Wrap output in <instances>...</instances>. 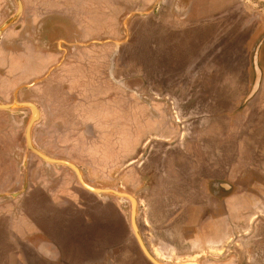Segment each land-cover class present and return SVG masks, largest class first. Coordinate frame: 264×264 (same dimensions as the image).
Listing matches in <instances>:
<instances>
[{"label":"crops","instance_id":"crops-1","mask_svg":"<svg viewBox=\"0 0 264 264\" xmlns=\"http://www.w3.org/2000/svg\"><path fill=\"white\" fill-rule=\"evenodd\" d=\"M25 1H43L53 14L66 13L79 32L88 29L97 38L108 39L82 46L64 64L65 87L53 90L54 109L48 112L54 127L47 125L45 130L63 131L58 138L62 144L71 137L83 142L78 131L67 130L77 114L76 129L92 126L103 147L115 145V189H125L135 199L137 229L149 254L161 264H264V72L260 70L255 95L239 106L250 86L247 0H192L186 13L180 10L183 0ZM182 17L188 23L195 20L193 36L201 39L192 53L189 46L176 47L171 57L178 64L191 60L195 72L187 90L195 99L192 121L185 124L190 133L147 90L135 93L126 106L115 105V60L120 63V51L127 49L128 59L136 63L143 56L144 64H156L159 51L164 50L160 56L165 53L169 32L176 33L169 23L174 20L175 27ZM120 18L127 19L125 29ZM215 23L227 28L220 34L225 43L212 42L210 25ZM124 33L127 41L115 40ZM28 52L0 53L5 58L0 66L12 77L9 88L17 86L15 96L32 78L51 74L48 68L57 61L44 50ZM27 57L40 62L35 74L16 77L20 61ZM58 66H63L62 60L53 68ZM184 91L170 94L184 97ZM83 92L95 101L80 110L77 98L72 99L82 98ZM137 96L144 101L137 102ZM177 108L183 112V107ZM38 116L41 124L45 113L39 109ZM86 139L94 143L93 138ZM123 145L127 169L123 166L122 171ZM81 156L88 178L102 176L100 163L110 157L108 149L100 155L84 151ZM54 184L26 185L12 198L23 204V212L12 217L20 220L14 227L5 226V232L0 228V264H152L132 233L127 201L97 200L76 186L71 174ZM53 251L62 262L51 263L42 256Z\"/></svg>","mask_w":264,"mask_h":264},{"label":"flooded vegetation","instance_id":"flooded-vegetation-1","mask_svg":"<svg viewBox=\"0 0 264 264\" xmlns=\"http://www.w3.org/2000/svg\"><path fill=\"white\" fill-rule=\"evenodd\" d=\"M46 5L47 3H43V1L27 2L25 0H0V26L7 21L9 17L15 15L19 10L21 15L18 23L11 26L0 37L1 54L5 51L13 54L16 53L18 55L23 52L31 54L28 51L32 49H40L51 53V55L57 56V61L48 68V70L50 69L52 71L51 74H49L44 80L43 84L34 85L31 89L25 87L35 80L42 79L46 74L42 77L32 78V80L27 82L26 85H22V87L17 91L16 96L14 93L17 86H15V88H9L10 84L8 79L12 77L8 75L6 68H2L0 66V106L8 108L7 111L0 108V194H3L0 198V224L6 223L3 226H0V228L3 227V232H5V226L7 228L10 227L9 225L14 227L17 223H19L20 220H18L17 217L14 219L12 217L23 212V204L16 203L10 195L20 192L24 186L25 171L22 168L24 166V162H26V166L28 168V175L26 179L27 186L38 185L40 182L45 181L48 186L51 187L54 186V183H56L59 179H62L63 176L68 174H71L74 179H78L75 171L66 165L65 166L68 168L63 170L50 169L52 167L50 166L51 164H64L49 163L42 159L48 163L46 165L43 161L38 160L40 158L39 157L38 159L36 158L39 163L37 165H33L31 163L32 161H30L31 157L25 159L23 155V125L24 121H27L28 124L32 118V110L30 107L25 106V104L33 105L37 110V114L39 109L45 113L44 121L42 120L41 124L35 125L31 131V143L37 151L49 159L70 163L75 166L81 174L83 181L89 187L99 190H112L105 188L102 185L100 186L95 181H89L87 176L90 175V173H88L85 169V166H82L80 160L82 159L81 154L84 151L92 150L95 151L96 154L100 155L102 149H108V154L110 156L109 161L106 160L100 163L103 168V172H101L102 176H100L101 174L98 176L105 178L104 175L109 174V171H115V145L110 146L113 147L112 149L109 147H103L102 139L100 138L101 135H95L93 131L94 128H92V126H82V128L76 129L75 127L79 124L77 114L71 117L69 121L71 129L67 130L78 131L84 138L83 142L77 141L76 138L71 137L68 138L70 141L68 144H62L58 138H60L59 135L63 131L48 130L47 136L40 134L41 137H38L39 133L36 132L39 128L45 130L47 125L54 127L48 112L51 109H54L53 102L55 101L54 98L56 93L53 90L55 88H57V90H62L65 87L63 86L64 82L61 79L62 77L67 76L65 75L67 70L64 68V64L69 60V57H75V55L78 54L77 49H80L82 46L85 47L88 44L97 45L100 42L108 40L106 38H97L96 35H94V33H90L88 29L87 32H79L78 28L73 25L71 19L66 18L67 16L65 17L66 13L62 12L63 15L53 14L51 11L46 9ZM34 53H36V51H34ZM2 59L4 61L5 58ZM2 59L0 58V65L3 62ZM61 60L63 66H58L54 69L53 67L57 66ZM20 62L21 65L18 67L21 68V73L16 77H29L35 74L34 71H36L38 64L40 63L36 60V58L34 59V57H27V59ZM87 66L89 67L90 65ZM92 72L94 73V71ZM81 94L83 95L82 98H78V95H76L72 100L74 101L77 98L76 102L79 104L80 110H84L85 105L87 106L95 100L94 98L87 97L85 92ZM174 122L182 124V122L178 120H174ZM51 131H54V134H52ZM18 132H20L19 135ZM64 134H66V131ZM66 135L69 137L71 136L69 133ZM86 138H93L94 143L90 144L89 141L92 140ZM126 154L127 153L121 154V158L126 159ZM9 165H12L13 169L8 170V167H10ZM75 185L77 186V184ZM78 187L84 190V188L79 184ZM85 191L88 195H91V197H94L97 200H114L104 195L96 196L86 189ZM115 191L117 192V190ZM126 193L128 194V192ZM9 230L10 229H8L7 232H10ZM42 256L51 263L62 262L59 254H56L55 251L47 253V255L43 254ZM33 264L38 263L35 262Z\"/></svg>","mask_w":264,"mask_h":264},{"label":"rangeland","instance_id":"rangeland-1","mask_svg":"<svg viewBox=\"0 0 264 264\" xmlns=\"http://www.w3.org/2000/svg\"><path fill=\"white\" fill-rule=\"evenodd\" d=\"M192 0H183L184 5L181 6L180 10L182 13H186L189 4ZM247 4V16L246 18H248V49H247V59H248V73H249V77H250V86H249V93L252 89L253 83H254V79H255V72H254V67H253V57L254 54L256 52V49H258V56H257V62H258V67L259 69L264 72V0H247L246 2ZM18 13V12H17ZM15 14L11 17L8 18L7 21H5L1 26L0 29L3 28V25H5L6 23L8 24V27L5 29V31H7L11 26H14L18 23L19 19H20V12L18 14ZM193 17V16H192ZM245 18V17H244ZM121 19V24L123 26V29H125L124 27H126L125 25H127V19L126 18H120ZM181 22H179L178 25H176L175 27L171 25V22L173 23L174 20H172L169 23V27H171L170 29L173 30L175 29V34H172V32H169V39H167V41H164V47H165V55H161L159 53H162L164 50L159 51L158 55L159 57H156L155 59H157V63L154 65H146L143 62V56H141V60L142 61H137L134 62L132 59H128L130 52L127 49H123L120 51V55L118 56V58L120 59L118 63V60H115L116 65H115V105H120V106H126L129 103H132L133 100H135V93L138 94V91H143V90H147L149 96L151 95V98L153 101L155 102H161L164 106H168V111L169 114L168 116L170 118H173L174 120H178L180 122L183 123V125L189 123L192 121L193 118V114L190 112L191 108H192V100L193 99L189 94L187 90H190L191 88V80H192V75L195 73L193 71V67L191 65V60H189L187 62V60H185L186 62L184 63H176L174 59H171L172 55L176 52L177 48L176 47H183V46H189L190 52L192 53L193 47L194 45H196L197 47H199V45L201 43L200 42V38L195 35L193 36V33H195V26L194 25H198L195 24V20L191 19L190 24L187 22V18L185 19V17L181 18ZM198 19V18H196ZM136 25H141L142 23L138 22L135 23ZM134 24V25H135ZM227 24L229 25H234L235 22H230L228 20ZM211 33H210V38H213V36L215 37V40L212 42H215L216 44L219 43H225V41L223 40V36L224 35H220L221 32L227 30V28H218V25L215 24H211ZM222 31H219V30ZM4 31V32H5ZM3 32V33H4ZM219 34V35H218ZM223 34V33H222ZM172 35V36H171ZM173 36H174V40H173ZM193 37V38H192ZM115 40L118 41H127L128 40V34L124 33L121 35H116L115 36ZM133 40V39H132ZM170 43V44H169ZM176 43V45H175ZM189 59H191V57H189ZM146 68H145V67ZM238 70H236V67L233 70V74H237ZM49 75V74H48ZM48 75L46 74L42 79L39 80H35L33 82H31L30 84L26 85L25 87L28 89H31L34 87V85L37 84H43L44 80L48 77ZM184 75V77H187L188 79H190V81L188 82L187 80L184 82H181L182 80V76ZM177 79L178 84H177ZM183 84V85H182ZM159 89H161L165 95L163 97L158 96L159 95ZM176 89H184L185 91L184 93V97H175L172 96L170 93L173 90ZM157 91V92H156ZM248 93V95H249ZM247 95V96H248ZM156 97V98H155ZM136 99H138L139 101L137 102H143L144 99H140L138 98V96L136 97ZM247 100L246 98H243L241 103L239 104L240 109L243 108L246 104H247ZM200 106H202V103H199ZM183 107V112L180 110L178 111L177 107L180 108ZM172 110H177L178 112L176 114L172 113ZM197 115H194V117H196ZM203 115H199L200 121L203 120ZM29 124V123H28ZM27 121H24V125H23V140H24V150H23V155L25 157V159H27L28 157H31L32 161L31 163L33 165H37L39 163L38 160L43 161L42 159H40L37 155H35L33 152H31L26 144V140H25V132L27 129ZM36 125V124H35ZM34 125V126H35ZM33 126V127H34ZM185 132H191V130H189V126L185 125ZM115 129H117V124H115ZM36 132L39 133L38 137H41L40 134H44L45 136H47V132L41 128L37 129ZM52 134H54V131H51ZM117 132V131H115ZM124 132V131H123ZM126 132V131H125ZM20 134V132H18V135ZM126 135V133H125ZM123 136V135H121ZM19 138V136H18ZM115 138H118L117 134L115 133ZM123 141V140H121ZM110 149H112L113 147H110ZM115 148V146H114ZM22 153V152H21ZM120 154H124L127 153V149L126 146L123 145V147H120ZM38 160H37V159ZM33 159V160H32ZM46 165L48 163H46L45 161H43ZM44 164V165H45ZM120 165V170L123 171V166H125L124 169H127L126 165H127V161L126 159L124 161H121L119 163ZM10 167H8L9 169H13L12 165H9ZM52 166L50 169L54 170H63L66 167L65 165H50ZM25 171V176H24V186L26 185V179H27V166H26V162H24V166L22 167ZM7 170V169H6ZM109 174L104 175L105 178H101V177H95L92 176L89 179V181H95L96 183H98L100 186L102 185L105 188H109L112 189V191L117 190V192L120 193H126L125 189H115V171H109ZM114 173V176H113ZM74 179V178H73ZM75 184H78L82 187V185L80 184L78 179H74ZM77 182V183H76ZM24 188V187H23ZM1 191V190H0ZM22 191V189L20 190ZM19 193V192H18ZM18 193H14L11 196V198H14ZM127 194V193H126ZM3 195V194H2ZM0 194V197L2 196ZM95 195V194H94ZM104 196H108L112 199L115 200L116 197L115 195H110V194H101ZM101 195H96V196H101ZM121 199V198H119ZM124 199V198H123ZM125 201H127V203L131 206L130 201L128 199H124ZM116 224H118V221L116 222ZM118 229V233L120 234V230L119 227L117 226ZM121 235V234H120Z\"/></svg>","mask_w":264,"mask_h":264},{"label":"water","instance_id":"water-1","mask_svg":"<svg viewBox=\"0 0 264 264\" xmlns=\"http://www.w3.org/2000/svg\"><path fill=\"white\" fill-rule=\"evenodd\" d=\"M19 12H20V10L18 11V13ZM7 27H8L7 23L5 25H3V28L0 29V36L5 31V29ZM257 56H258V49H256V52H255L254 57H253V67H254V72H255V79H254V83H253L252 89H251L249 95L246 97V100H249L250 98H252L255 95V93H256V91H257V89L259 87V83H260V79H261V71H260V69L258 67ZM25 106L30 107V109L32 110V118H31V120H30V122H29V124L27 126L26 132H25V140H26V144H27L28 149L31 152H33L35 155L40 157L41 159L45 160L46 162H49V163H61V164H64V165L70 167L71 169H73L75 171V173L77 174V177H78V180H79L80 184L87 191H89V192H91V193H93L95 195L110 194V195H115L116 197L121 198V199H123V198L124 199H128L130 201V204H131L130 226H131L132 233H133V235H134V237H135V239L137 241V244H138L141 252L146 257V259H148V261H150L152 264H161L149 254L148 250L146 249L145 245L143 244V241L141 240V237L139 235V232H138V229H137V225H136L137 204H136L135 199L131 195H128V194H125V193H120V192H116V191H112V190H99V189L91 188L83 181L81 174L79 173V171L76 169L75 166H73L70 163L49 159L46 156H44L43 154H41L39 151H37L33 147L32 143H31V131H32V128L39 121L38 114L36 112L37 110L31 104H25ZM0 108L2 110H6V111L8 110V108L3 107V106H0ZM181 264H198V263L197 262H188V263H181Z\"/></svg>","mask_w":264,"mask_h":264},{"label":"bare ground","instance_id":"bare-ground-1","mask_svg":"<svg viewBox=\"0 0 264 264\" xmlns=\"http://www.w3.org/2000/svg\"><path fill=\"white\" fill-rule=\"evenodd\" d=\"M184 263V262H183Z\"/></svg>","mask_w":264,"mask_h":264}]
</instances>
